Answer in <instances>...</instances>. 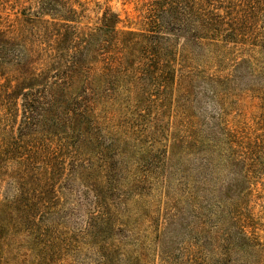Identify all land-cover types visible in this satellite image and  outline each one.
<instances>
[{"label": "rangeland", "instance_id": "374dc122", "mask_svg": "<svg viewBox=\"0 0 264 264\" xmlns=\"http://www.w3.org/2000/svg\"><path fill=\"white\" fill-rule=\"evenodd\" d=\"M0 264H264V0H0Z\"/></svg>", "mask_w": 264, "mask_h": 264}]
</instances>
